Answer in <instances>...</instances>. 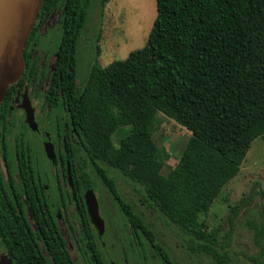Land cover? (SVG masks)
<instances>
[{
	"label": "trees",
	"instance_id": "trees-1",
	"mask_svg": "<svg viewBox=\"0 0 264 264\" xmlns=\"http://www.w3.org/2000/svg\"><path fill=\"white\" fill-rule=\"evenodd\" d=\"M108 1L43 0L21 54L23 72L6 93L19 82L22 86L29 74L36 79L39 28L59 9L60 39L45 108L50 118L63 107L69 128L74 127L79 140V155L73 151L62 156L69 158L76 180L73 196L65 186L64 199L74 204L84 229H93L83 196L85 189L95 188L89 168L124 215L129 240L140 245L146 240L163 264H173L153 229L134 209L135 204L119 193L108 167L118 170L137 191H143L147 208L158 211L168 225L184 234L188 251L208 254L217 264H229L236 218L250 199L230 207L229 228L222 240L200 230L199 215L209 210L236 176L252 142L264 135V0H155L156 15L146 44L129 52L124 66L120 62L102 65L97 45L88 73L79 84L78 39L89 9L96 2L102 14ZM6 102L4 95L0 110ZM158 111L191 133L178 161L166 173L164 158L152 139ZM58 122L62 127V121ZM42 186V191L32 187L21 190L29 197L32 212L44 207L34 197V191L38 196L44 191ZM20 208L21 215L16 205L0 194V252L6 253L12 264H74L56 223L47 220V225H40L49 230L41 238L48 251L44 254L25 205ZM47 208L53 213L49 204ZM250 226L258 250L245 257L264 264V226ZM87 235L88 244L98 251L95 236Z\"/></svg>",
	"mask_w": 264,
	"mask_h": 264
},
{
	"label": "rangeland",
	"instance_id": "rangeland-1",
	"mask_svg": "<svg viewBox=\"0 0 264 264\" xmlns=\"http://www.w3.org/2000/svg\"><path fill=\"white\" fill-rule=\"evenodd\" d=\"M60 10L55 9L42 22L39 33L40 42L35 51L39 65L38 75H41L40 87L47 86V76L51 71L55 55L54 50L60 39L58 27ZM156 15L155 0H109L105 3L102 14L94 5L89 9L88 20L78 39L77 44V81L80 84L86 77L90 62L94 60L95 49L98 45V59L102 65L124 62L129 52L142 48L147 41ZM98 37V38H96ZM63 115V113H62ZM40 123L41 129H45ZM47 131L51 132L48 127ZM191 133L173 119L158 111L152 125V139L159 147L164 158L163 172L166 173L178 161ZM41 140L42 137L32 132V138ZM38 153L42 154V163L48 173L53 174L55 168L43 153L41 142ZM116 186L125 200L134 203V209L141 213L145 221L153 229L156 238L170 254L173 264H217L205 253H192L184 245V234L174 225L167 224L165 217L158 211L145 206L143 191L134 188L133 183L118 170L109 168ZM95 183V196L98 201V211L106 221V229L117 235V238L107 239L114 245L127 246L128 264H163L146 240L140 245L129 240L124 226L125 217L119 211L112 196L95 172L87 168ZM261 190V193H260ZM50 192V191H48ZM250 199L249 205L241 210L236 218V228L229 247L231 261L229 264H255L245 255L255 254L258 247L255 243V230L250 226H264V135L257 137L251 144L245 159L239 166V171L221 190L209 210L199 215L202 226L200 230L222 240L229 228L228 214L232 205L242 199ZM74 207L69 205V213L73 214ZM68 213V214H69ZM60 229L66 235V222L60 220ZM130 241L133 245H130ZM264 244V238L261 240ZM117 243V244H116ZM72 252L71 244H68ZM114 248V247H113ZM144 254L142 262L140 253Z\"/></svg>",
	"mask_w": 264,
	"mask_h": 264
},
{
	"label": "flooded vegetation",
	"instance_id": "flooded-vegetation-1",
	"mask_svg": "<svg viewBox=\"0 0 264 264\" xmlns=\"http://www.w3.org/2000/svg\"><path fill=\"white\" fill-rule=\"evenodd\" d=\"M50 72L44 90L40 87L42 76L37 75L34 79L29 74L28 78L23 81L22 86L19 82L11 91L5 94L7 102L5 107L0 110V178L2 180L0 194L3 193L6 199L8 197L9 201L16 205L17 212L20 215L22 214L20 205H25L26 217L44 254H47L48 251L43 242L41 243V238H44V232H49V230L41 229L40 225L45 226L47 220H52L56 223L60 235L64 237L67 248L68 244H71L72 252L69 248L68 250L74 264H128L127 246L107 242V239L110 238L115 240L117 235L106 229L104 219V229L99 234L98 229L91 223L89 215V222L93 229L85 230L81 215L75 212L73 214L69 213V205L72 203H68V200L64 199V188L66 186L73 196V182L76 183V180L74 168L71 167L69 158L64 157L62 159V156L67 155L68 157L71 154L70 152L73 151L78 154L79 140L74 127L69 128L71 123L67 121V114L63 107L57 113L52 112L50 118H48V108H45V94L48 89ZM25 106L32 108L35 128L27 121ZM59 119L63 123L62 127L58 122ZM41 122L45 129H41ZM48 126L50 129L53 127L51 129L53 131L48 132L46 128ZM32 132L39 134L42 139L32 138ZM39 141L44 154H46L44 143L50 141L53 144L55 161L52 162L49 159L55 168L53 174L48 173L42 163V154L38 153L37 148ZM66 160L69 161L72 184L67 180ZM40 186L43 187L44 191L40 192L39 196L34 191V197L40 199L44 207H40L39 212L34 209L32 212L29 206V197L27 198L21 190L23 187L40 190ZM47 204L50 205V210H53V213L47 212ZM72 205L74 206V204ZM64 206L67 207L66 210ZM61 219L66 222L67 230L65 232L67 237L60 229ZM88 232L95 236L98 251L94 250L93 245L88 244V237H90L87 235ZM2 253L4 252H0V256ZM139 253L142 262L144 254Z\"/></svg>",
	"mask_w": 264,
	"mask_h": 264
},
{
	"label": "water",
	"instance_id": "water-1",
	"mask_svg": "<svg viewBox=\"0 0 264 264\" xmlns=\"http://www.w3.org/2000/svg\"><path fill=\"white\" fill-rule=\"evenodd\" d=\"M42 1L0 0V103L8 86L16 82L23 72L24 64L21 54ZM25 109L27 121L35 128L32 108L25 106ZM44 150L47 157L54 162L55 153L50 141L44 143ZM66 172L67 180L72 184L68 160H66ZM83 196L90 221L101 234L104 222L98 211L99 206L94 189H86ZM0 264H12V262L6 254L2 253Z\"/></svg>",
	"mask_w": 264,
	"mask_h": 264
}]
</instances>
